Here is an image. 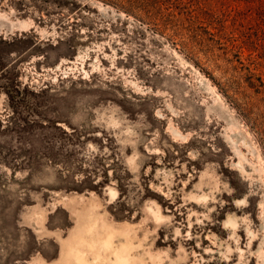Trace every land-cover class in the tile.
Here are the masks:
<instances>
[{"label":"rangeland","instance_id":"1","mask_svg":"<svg viewBox=\"0 0 264 264\" xmlns=\"http://www.w3.org/2000/svg\"><path fill=\"white\" fill-rule=\"evenodd\" d=\"M174 40L99 0H0V264H74L87 214L131 264H264L238 76Z\"/></svg>","mask_w":264,"mask_h":264},{"label":"trees","instance_id":"2","mask_svg":"<svg viewBox=\"0 0 264 264\" xmlns=\"http://www.w3.org/2000/svg\"><path fill=\"white\" fill-rule=\"evenodd\" d=\"M99 1L175 39L192 58L202 54L208 63L232 67L238 79L228 87L234 84L236 94L244 95V110L264 149V0Z\"/></svg>","mask_w":264,"mask_h":264},{"label":"bare ground","instance_id":"3","mask_svg":"<svg viewBox=\"0 0 264 264\" xmlns=\"http://www.w3.org/2000/svg\"><path fill=\"white\" fill-rule=\"evenodd\" d=\"M79 227L81 229L79 228L71 236L65 247L67 252L64 259L65 263L68 259H72L74 264H131L135 261L132 259L136 257L131 259L128 241L114 243L116 232L108 230L103 237H99L98 233H95L98 224L95 220L90 221L89 217L86 216L82 219ZM99 228L107 230L105 225L99 226ZM118 234L121 235L117 233V236ZM88 255H91L93 262L88 261Z\"/></svg>","mask_w":264,"mask_h":264},{"label":"crops","instance_id":"4","mask_svg":"<svg viewBox=\"0 0 264 264\" xmlns=\"http://www.w3.org/2000/svg\"><path fill=\"white\" fill-rule=\"evenodd\" d=\"M87 215H88V214H87ZM87 215H86V216H87ZM89 219H90V218H89ZM85 222H86V221H85ZM87 223L89 224L90 222H87Z\"/></svg>","mask_w":264,"mask_h":264}]
</instances>
